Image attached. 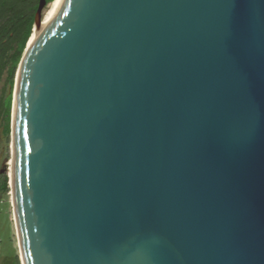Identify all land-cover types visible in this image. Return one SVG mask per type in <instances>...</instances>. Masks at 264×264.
I'll return each mask as SVG.
<instances>
[{"label":"water","instance_id":"1","mask_svg":"<svg viewBox=\"0 0 264 264\" xmlns=\"http://www.w3.org/2000/svg\"><path fill=\"white\" fill-rule=\"evenodd\" d=\"M27 42L24 264H264V0H59Z\"/></svg>","mask_w":264,"mask_h":264},{"label":"trees","instance_id":"2","mask_svg":"<svg viewBox=\"0 0 264 264\" xmlns=\"http://www.w3.org/2000/svg\"><path fill=\"white\" fill-rule=\"evenodd\" d=\"M38 3L39 0H0V80L5 75L0 92V122H3L5 134L10 132L12 101L7 87L14 84L15 71L31 34ZM8 179L5 172L0 173L1 193H6Z\"/></svg>","mask_w":264,"mask_h":264},{"label":"rangeland","instance_id":"3","mask_svg":"<svg viewBox=\"0 0 264 264\" xmlns=\"http://www.w3.org/2000/svg\"><path fill=\"white\" fill-rule=\"evenodd\" d=\"M47 7L44 8L43 13ZM4 79L5 75H3L0 80V92L4 86ZM7 90H10L12 95L13 86H8ZM10 143V132L5 134L3 122H0V173L5 172L7 177L10 159ZM16 260L18 261V264H21L13 218L10 187L8 185L6 193L0 192V264H16Z\"/></svg>","mask_w":264,"mask_h":264},{"label":"bare ground","instance_id":"4","mask_svg":"<svg viewBox=\"0 0 264 264\" xmlns=\"http://www.w3.org/2000/svg\"><path fill=\"white\" fill-rule=\"evenodd\" d=\"M58 2H59V0H52L49 3L47 9L43 13V17H42L41 22L39 24H36L33 27L31 35H30L29 40L27 42V47L26 48H29L30 46H32L34 44V42L39 37L41 31L43 30V28H45L48 25V23H49V21L51 19V16H52V14H53ZM10 153H11V148H10ZM8 177L10 178V185H11V178H12V160H11V155H10V159H9ZM13 218H14V215H13ZM14 223H15V220H14ZM15 229H16V227H15ZM16 237H17V232H16ZM17 245H18L19 257L22 258V262H23V256H21V246H20V243L18 242V238H17ZM23 264H24V262H23Z\"/></svg>","mask_w":264,"mask_h":264}]
</instances>
